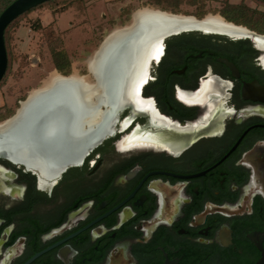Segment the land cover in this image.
<instances>
[{
    "label": "flooded vegetation",
    "instance_id": "1",
    "mask_svg": "<svg viewBox=\"0 0 264 264\" xmlns=\"http://www.w3.org/2000/svg\"><path fill=\"white\" fill-rule=\"evenodd\" d=\"M263 57L168 38L80 165L44 178L0 159V264H264Z\"/></svg>",
    "mask_w": 264,
    "mask_h": 264
},
{
    "label": "water",
    "instance_id": "2",
    "mask_svg": "<svg viewBox=\"0 0 264 264\" xmlns=\"http://www.w3.org/2000/svg\"><path fill=\"white\" fill-rule=\"evenodd\" d=\"M48 1L51 0H15L0 14V83L8 67L4 38L6 28L20 15ZM157 11L160 14L170 13ZM206 17L194 18L201 22ZM164 18L162 15H142L134 24H128L130 28L108 42L107 50L96 63L95 76L101 90L96 105L90 104L89 90L84 85L69 79L71 74H61L62 80L21 101L16 112L0 123V159L35 170L40 175L42 172L54 174V177L69 167L80 165L89 152L112 133L119 112L128 104L126 98L131 88L146 69L154 43L159 44L160 54L168 38L182 33L232 36L222 31L205 30L196 23L177 20L159 22ZM128 25L120 28H127ZM244 28L249 34L240 38L233 35L231 38L247 39L264 54V49L259 48L260 44L264 47V34ZM153 61L156 59L151 60L150 66ZM226 63L236 69L232 63ZM88 120L97 122L90 127Z\"/></svg>",
    "mask_w": 264,
    "mask_h": 264
},
{
    "label": "rangeland",
    "instance_id": "3",
    "mask_svg": "<svg viewBox=\"0 0 264 264\" xmlns=\"http://www.w3.org/2000/svg\"><path fill=\"white\" fill-rule=\"evenodd\" d=\"M156 2L53 0L25 14L14 33L11 69L0 83V123L11 117L20 102L57 71L52 62V46L68 52L70 74L87 75L89 57L109 33L128 25L138 10L150 8L197 18L222 16L228 4H243L264 11L261 0H172L173 5L178 3L177 10L166 9L165 3L158 5Z\"/></svg>",
    "mask_w": 264,
    "mask_h": 264
},
{
    "label": "bare ground",
    "instance_id": "4",
    "mask_svg": "<svg viewBox=\"0 0 264 264\" xmlns=\"http://www.w3.org/2000/svg\"><path fill=\"white\" fill-rule=\"evenodd\" d=\"M145 14L146 15L152 14V15L164 16L165 20L161 19V20H159V22L160 21L161 22L167 21V20L168 21L177 20V21L186 22V23H196V24L202 25V28H204L205 30L209 29V30H214V31L226 32V33L232 35L230 37L237 36L240 38L241 36L249 34L247 32V30L244 28L245 26L236 27L234 25L235 23L229 22L225 18H223L222 16H219V15H216V16L209 15L203 21L199 22V21H196L194 17H187L184 15L174 16V15H171L170 13L160 14V11H157L156 9L155 10L150 9V8H145V9H141V10L136 11L132 17V21H131L130 25L134 24L137 21L138 17L140 18L142 15H145ZM130 25H128L127 28H123V29L117 28V29L113 30L111 33H109L110 36L107 35L106 41L100 46V48H98L89 57V59L87 61V68H88V74L87 75H80L79 73L76 72V73L71 74V76L69 77V79L71 81H77L78 83L84 85L85 89L89 90L88 100L90 101V104L93 106L98 103L99 95L101 93L100 87H99L98 82H97V78L95 76V69H96L97 60H99L100 56L103 55L105 53V51L107 50L106 47L108 45V42L111 39H114L118 33L124 32L128 28H130ZM158 45H159L158 43H154L152 45L150 53H149L146 69H145V71L142 72L141 77L139 78L137 84H135L131 88V93L126 98L127 102H133L137 106V103L139 102V96H138L139 92H140L142 86L144 85V83L148 79L150 62L152 59L159 60V58L161 56V53L160 54L158 53ZM259 48L264 49L262 44L259 45ZM262 63L264 64V57L262 58ZM60 79H61V73L60 72H58V71L52 72L49 75L48 79H46L44 81L43 85L39 88L33 89L29 93V95L33 96V95H35L36 92L51 87ZM103 110H104V108H103ZM101 115H102V113H101ZM88 121L90 122V127H92L97 122V120H95L93 122L91 120H88ZM41 176L44 178H52V177H54V174H50L48 172H42Z\"/></svg>",
    "mask_w": 264,
    "mask_h": 264
},
{
    "label": "trees",
    "instance_id": "5",
    "mask_svg": "<svg viewBox=\"0 0 264 264\" xmlns=\"http://www.w3.org/2000/svg\"><path fill=\"white\" fill-rule=\"evenodd\" d=\"M13 1H15V0H0V14ZM51 1H53V0H51ZM156 1H157L156 3L158 5H163V3H165L166 5H163V6L166 9L173 8L174 10H177V8H178V3H177V5H173L171 3L172 0H156ZM48 2H50V1H48ZM44 4L45 3L38 5L37 7H40ZM37 7H35V8H37ZM35 8H33V9H35ZM33 9H31V10H33ZM31 10L20 15L17 19H15L12 23H10L5 30L4 38H5L7 55H8V67H7V71H6L4 78L6 77V75L8 74V72L10 71L11 66H12L13 49L11 48V46L13 44L14 33L18 29V25H19L18 21L25 14L29 13ZM202 15L203 14H200L199 16L202 17ZM222 17L225 18L229 22H233L237 25L245 26L252 31H255V32L260 33V34H264V11H261L259 9H253V8L247 7L243 4H228L222 13ZM248 42H249V40H248ZM50 51H51L52 62L54 64L55 69L58 72L62 73L63 75L70 74L71 61H70V57H69L68 52L61 47L56 48L54 46H52L50 48Z\"/></svg>",
    "mask_w": 264,
    "mask_h": 264
}]
</instances>
